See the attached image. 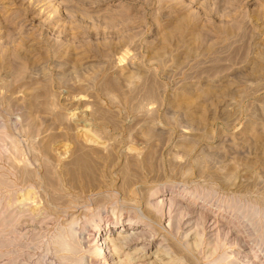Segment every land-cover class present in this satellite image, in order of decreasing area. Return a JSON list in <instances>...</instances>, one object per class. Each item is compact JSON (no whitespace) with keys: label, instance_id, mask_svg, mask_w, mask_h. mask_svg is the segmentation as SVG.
<instances>
[{"label":"rangeland","instance_id":"rangeland-1","mask_svg":"<svg viewBox=\"0 0 264 264\" xmlns=\"http://www.w3.org/2000/svg\"><path fill=\"white\" fill-rule=\"evenodd\" d=\"M169 263L264 264V0H0V264Z\"/></svg>","mask_w":264,"mask_h":264},{"label":"bare ground","instance_id":"bare-ground-1","mask_svg":"<svg viewBox=\"0 0 264 264\" xmlns=\"http://www.w3.org/2000/svg\"><path fill=\"white\" fill-rule=\"evenodd\" d=\"M79 160V159H78ZM82 165V164H81ZM83 167V166H82ZM82 169V168H81ZM78 170V169H77ZM86 170V169H85ZM84 170V171H85ZM46 172V171H45ZM50 172V171H49ZM78 172V171H77ZM33 173V172H32ZM48 173V172H47ZM82 173H83V171H82ZM81 173V174H82ZM85 173V172H84ZM83 173V174H84ZM88 177V176H87ZM49 178V177H48ZM74 179H76V178H74ZM51 181V180H50ZM90 182V181H89ZM10 183V182H9ZM87 183V182H86ZM86 185H88V184H86ZM130 185V184H129ZM55 186V185H54ZM48 187V186H47ZM88 187V186H87ZM12 188V187H11ZM86 188V187H85ZM176 193V195H180V197L182 196V194H183V192H175ZM205 193V192H204ZM174 195V194H173ZM150 196H155L154 195V193H151V195ZM192 198V197H191ZM175 199H172V198H170V200H168V199H162V203H159V202H157V203H153V205H154V208L155 209H160L161 208V205L162 204H164V205H170V207H172L171 205H174V202H176V204H177V202L178 201H174ZM178 200V199H177ZM151 201H153L152 199H151ZM154 202V201H153ZM163 206V205H162ZM216 206V205H215ZM169 207V206H168ZM170 207H169V209H170ZM177 208H179V207H177ZM181 208H182V206L180 205V210H181ZM183 209H185V207H183ZM179 211V210H178ZM183 211V210H182ZM184 211H186V209L184 210ZM143 212V211H142ZM189 212V211H188ZM140 213V212H139ZM185 213V212H184ZM97 214V213H96ZM186 214H188V213H186ZM141 215V214H140ZM142 215H144V213L142 214ZM145 217H146V215H144ZM97 217V216H96ZM147 218V217H146ZM100 219V218H99ZM148 219H149V217H148ZM173 219V218H172ZM181 220V219H180ZM169 221H170V219H169ZM98 222V221H97ZM136 223L137 222H132V223H130L129 224V227L130 228H128V227H125V228H123V229H121L122 231V233H123V235H118V237H119V240L121 239L122 241H127L128 243H129V241H131V243H132V241L133 242H135L134 241V239H136V240H138L137 238H138V236H140V235H142V234H144V232H143V228L141 227H139V225H136ZM179 223V222H178ZM181 223V222H180ZM172 224V223H171ZM190 224V223H189ZM150 226V225H149ZM178 226V225H177ZM99 228V227H98ZM178 228H180V226H178ZM140 229V230H139ZM139 230V231H138ZM146 230V229H145ZM176 230H178V229H176ZM63 232V231H62ZM112 233H115L114 231H112ZM69 234H70V236L68 235V234H66V233H60V235H59V237L56 239V241H55V243L57 244V245H59V246H61V249L63 250V251H66V252H69V253H76V252H79L80 251V245H79V242H77L76 240H77V234H76V232H75V229L73 228V226H71V228H70V232H69ZM98 234H100V232L98 233ZM101 234H102V232H101ZM149 235V234H148ZM80 236V235H79ZM70 237V238H69ZM145 237H147V236H145ZM144 237V238H145ZM99 238H100V246H95L96 248H95V254H102V255H104V254H107V253H105V252H107V251H109L110 249H109V245L107 244H105L106 243V238L104 239V238H102V235L101 236H99ZM139 238H141V237H139ZM74 239H75V241H74ZM93 242V241H92ZM98 242V241H97ZM126 242V243H127ZM123 243V242H122ZM131 243H129V244H131ZM143 246V245H142ZM145 246V245H144ZM82 247H84V246H82ZM142 248V247H141ZM145 250H147L146 248H144ZM142 250V249H141ZM111 253V252H110ZM109 254V253H108ZM239 256V255H238ZM237 256V257H238ZM241 256V255H240ZM240 258H247V256L244 254V255H242ZM63 260H65V261H69V262H71V261H74V262H77V263H81L83 260H84V257H82V258H80V259H74V258H72V257H63ZM242 261V260H241ZM96 263V262H95ZM170 264V263H169Z\"/></svg>","mask_w":264,"mask_h":264}]
</instances>
